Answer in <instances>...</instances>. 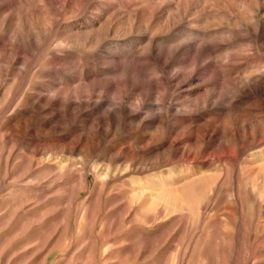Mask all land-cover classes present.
Wrapping results in <instances>:
<instances>
[{
    "label": "rangeland",
    "instance_id": "374dc122",
    "mask_svg": "<svg viewBox=\"0 0 264 264\" xmlns=\"http://www.w3.org/2000/svg\"><path fill=\"white\" fill-rule=\"evenodd\" d=\"M263 5L207 0L179 28L150 34L124 29L95 47L66 38L88 34L92 25L125 10L140 13L142 0H0V264H264V108L257 99L234 112L224 111L222 102L193 112L200 119L192 125L220 119L213 139L184 140L188 130L176 129L182 143L170 148L165 140L167 122L187 115L186 103L208 88L203 67L193 83H182L187 75L179 71L207 62L202 52L200 59L195 55L205 34H229L224 31L233 19L253 16L257 27L208 46L222 54L246 48L240 78L262 63ZM183 36L189 41L176 45ZM150 37L155 50L156 44L173 48L169 65L155 53L138 52ZM112 60L129 62L123 65L131 88L124 108L141 116L112 126L105 144L95 147L97 92L89 98L82 93L113 75ZM156 76L167 80V88L152 89L143 105H132L136 86ZM186 88L197 91L182 94ZM55 94L67 101L78 96L88 103L85 112L71 114L65 105L43 111L42 97ZM156 98L162 105L150 106ZM150 109L163 110L162 130L151 128ZM139 118L144 127L136 125ZM143 135L155 142L146 146ZM82 138L86 144L72 151ZM118 148L134 157H115Z\"/></svg>",
    "mask_w": 264,
    "mask_h": 264
},
{
    "label": "bare ground",
    "instance_id": "6f19581e",
    "mask_svg": "<svg viewBox=\"0 0 264 264\" xmlns=\"http://www.w3.org/2000/svg\"><path fill=\"white\" fill-rule=\"evenodd\" d=\"M206 1L207 0H178L172 3V2H165L164 0H158V1L142 0L144 7L142 8L140 13L125 10L123 11L124 14L121 16H115V17L110 16L103 22L101 23L99 22L96 28H94L95 25L94 26L92 25L91 27L92 30H90V32L87 31L88 34L75 33L67 37L66 40L73 41V42L78 41V40H84V42L88 41L89 43L94 44L95 47H98L105 43L106 37L109 36L111 33H118L124 29L132 31L136 27V28H139V29H142L148 32L149 34L156 32L155 30L157 28L172 30L174 28H177L179 25L183 24L188 12H191L193 10H196L198 7H201L200 5L204 4ZM238 18L239 17H237V19H233L231 29L224 31L229 34L225 33V34H222L220 37L214 36V35L208 36L205 34L204 38L199 40L195 48V51H196L195 55L197 58H199V55H201L199 54L200 52L206 55V58L208 59H207V62H205V64L203 63L204 65L201 66L198 63L199 62L198 60V61H194V63L189 66L187 65L188 67L182 66L179 68V71L181 73L187 75V78H183L181 82L183 83L186 80H191V83H193L196 80L197 74L203 67L206 73H208V76L205 80L206 86H208V88H205L204 93L198 95L196 98L189 100L187 97V99L189 100V102L186 103L185 105L186 106L185 111L188 113L187 115L179 116L177 118L172 117L169 120V122H167L168 123L166 127L167 135H166L165 140L169 143L170 148H174L177 145L182 143V140H181L182 136L178 135V133H175L176 129H178L179 131L188 130L189 134L185 136L186 138L184 140H193V139L200 140L201 139V141L202 140L205 141V138L209 140L217 136V134L220 131L219 126L222 125V122L220 121L219 118L209 119L208 123L192 125L191 122L198 121L200 119V118L196 119L193 116V114L197 112L199 108L206 109L219 102H222L225 104L223 107L224 111L234 112L235 109H239L238 108L239 104H242L243 102L251 100V99H257L256 104H258V106L260 107V110H263L264 108V60L259 65H256V66L251 65L252 69L250 70L244 69L243 72L245 73L243 77L240 78L236 74H237V70L242 67V63L240 62V59H242L243 57L244 58L247 57L248 52L247 54L243 53L247 49L245 48L244 50H231V51H227L226 53L222 54L219 51L221 50L220 48L208 46L210 43H212L213 40H215V38L217 39L219 37L218 39L221 38L222 41H226L227 37L233 36V34L237 32V30H245L246 28L250 29L255 24L257 27V23L255 22V18L253 16L248 15V17L246 18H243V17H241L240 19ZM148 22L156 23L155 28L151 30ZM192 22L199 23L198 20H192V21L187 20V23H192ZM188 41H189V37L183 36L182 39H180V41L176 43V45H180ZM153 42H154V39L150 37L147 45H145L142 51H138V52H141L142 54L144 53L154 54L155 53L154 59L158 61H162V64L165 67L166 64L170 61L171 55L173 54L172 53L173 48L171 46L164 48L156 44V50H155ZM251 46L252 45H250V49H254L253 47L251 48ZM125 62L127 61L123 60L116 64V62L112 60L111 63H113V65L116 66L115 70L112 71L113 75L108 76L104 79L95 81L89 93H82L84 97L89 98L90 95L94 91L97 92L96 97H97L98 104H96L97 106L92 112L93 114H97L96 119H95V124L92 129L93 137H92V143H91L95 147H99L102 144H105V142L107 141V138L111 136L109 130L112 126L122 125L123 122L127 121L128 119H131V118L137 119L138 117L141 116V115L136 114L137 113L136 108L132 110H126L124 108L125 96L129 94V91H131V88L129 86V80L124 78L125 76L123 77V74H124L123 67L126 65ZM163 71L158 69L156 73L158 74L159 72H163ZM150 79L146 84L144 83L139 86L138 85L136 86V89H138L139 93H137L138 95L136 97V101L132 104L135 107L137 105L144 104V102L146 101V98L149 96V94H151L150 91L152 89L157 88V90L161 92V90H165L167 88V80L164 77H157L151 80ZM133 82H135V80ZM205 82L203 84H205ZM182 88H184V86ZM196 91L197 89L194 90V89L186 88L182 90V94H193ZM111 93H113V96L109 97V94ZM104 95H108V97L105 100H103ZM58 97L59 96L57 94H55L53 98L42 97L41 99L43 101L42 110L46 111L47 107H48L47 109H58L59 110L61 109L63 105H65L68 107L71 114L78 116L83 113L85 107L88 105V103L81 101V99L78 96H75L72 101L68 100V101H71L69 102V104L67 100H63L62 98H58ZM157 98L155 101L156 103L154 102V104H150V106L160 107L161 103H160V100H157ZM99 102L101 104H99ZM83 104L85 105V107H82ZM257 110H259L258 107H257ZM152 112H153L152 110L148 112L149 115L153 114L152 117L155 118L152 121L151 128H153L155 131L162 130L166 122L162 114L163 110L160 113H156V114ZM263 117H264V114H263ZM138 122L139 123L136 124L138 127L145 125L144 119H140V121ZM187 122H190V123L185 125V123ZM70 124L72 123L70 122ZM149 138H150L149 135L142 136V142L144 143L146 142L145 144L148 147L151 146V144L155 142L153 139L150 140ZM84 143L86 144L85 138L79 139L77 143L75 144V146L72 148V151H76V150L80 151L82 149L81 146L84 145ZM113 155L112 156L109 155V161L112 163L114 160ZM115 157L119 159H129L130 157L133 158L134 156L133 154L131 155L127 153L124 149L118 148L117 152L115 153Z\"/></svg>",
    "mask_w": 264,
    "mask_h": 264
}]
</instances>
